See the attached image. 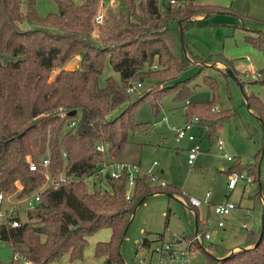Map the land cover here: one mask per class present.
<instances>
[{
  "label": "trees",
  "instance_id": "16d2710c",
  "mask_svg": "<svg viewBox=\"0 0 264 264\" xmlns=\"http://www.w3.org/2000/svg\"><path fill=\"white\" fill-rule=\"evenodd\" d=\"M52 1L56 13L39 17L35 0H0L1 195L16 192V198H29L38 191L45 183L43 169L30 172L27 165L43 158L48 159L47 172L53 177L87 178L109 162L139 166L123 159L129 135L142 129L134 122L133 111L146 99L152 114L158 113L159 96L170 89L158 85L175 79L194 57L182 37L183 29L216 10L194 0H174L173 7L169 0H120L117 11H108L104 24L95 27L99 0H80L77 5L71 0ZM259 25L261 30L245 40L264 55V23ZM75 57L77 67L64 69ZM105 59L118 74V83L111 77L99 79ZM53 70L57 73L51 77ZM256 75L254 82L264 86V66ZM144 79L155 81L153 95L129 101L127 85ZM186 84L173 85H181L180 100L188 98ZM243 99L261 126L264 145V108L255 96ZM214 100L213 96L208 103H187L184 121L195 118L198 126L205 127L209 144L217 126L235 114L233 109L211 111ZM72 111L75 114L67 117ZM69 123H73L71 128ZM99 145L102 152L95 149ZM259 157L261 150L253 163H235L227 169L252 177L256 190L247 200L262 214L258 232L245 231L243 245L234 252L210 244L212 253L201 251L204 264H264V184L259 181ZM100 181L103 189L91 185L90 192L81 181L49 186L26 210L25 222L15 215L11 220H18L17 227L11 228L8 221L0 223V241L10 245L12 259L21 258L22 264H54L64 255L69 261L80 260L86 238L108 229V241L96 243L94 255L103 257V264H123L118 247L135 208L153 189L172 196L174 188L160 189L140 175L126 199L123 176ZM140 244L148 242L143 239Z\"/></svg>",
  "mask_w": 264,
  "mask_h": 264
},
{
  "label": "rangeland",
  "instance_id": "374dc122",
  "mask_svg": "<svg viewBox=\"0 0 264 264\" xmlns=\"http://www.w3.org/2000/svg\"><path fill=\"white\" fill-rule=\"evenodd\" d=\"M71 1L76 5L80 3V0ZM193 2L214 7L216 10L206 18L205 16L195 18L191 26L183 29L182 37L187 43L188 51L194 56L190 66L182 70L175 79L158 85L170 89L159 96L161 108L155 116L151 112L148 100L137 104L133 111V119L136 124L142 125V129L129 135L130 144L123 155V159L138 163L140 170L154 174L175 190L169 197L165 194L170 193H159L153 189L154 193L135 208L118 247L123 264H137L136 261L139 259L146 263L149 255L142 248H137L143 239L148 240L152 247L160 235L185 234L188 231V224L194 221L193 215L197 217L196 211L199 218L204 219L206 208L201 206L195 211L187 206L185 209L181 204L183 194L187 198L201 201L207 193L210 204L228 200L236 207L229 216L222 219L225 225L223 229L212 230V240L204 244L203 252L212 253L209 249L210 244L224 251H237L243 245L245 233L248 231L256 234L260 227L261 212L256 206L252 208V204L247 200V197L255 192L256 187L252 183L238 182L233 191H227L225 183L226 177L232 173L247 175L245 172L227 169L235 163L241 166L253 163L256 153L261 150L258 170L259 181L264 184L263 132L259 122L243 105L244 96L252 95L259 99L264 108V86L254 82L256 73L264 66V55L245 40L262 28L259 23H264V0ZM35 11L39 17H44L56 13V5L52 0H35ZM77 62L78 57L73 58L64 69L76 68ZM225 69L231 71L232 78L224 74ZM56 73L57 70H53L51 77ZM106 77H111L118 83V74L111 70L105 59L99 79L103 80ZM177 82L185 84L187 82L188 98L178 99L181 85L173 86ZM137 83H140V87L137 88V92L128 95L129 101H134L145 94L153 95L155 84L153 79H144L131 85ZM213 96L215 100L214 106L210 107L211 111L233 109L235 114L217 126L213 144L208 143L206 134L200 135L197 129L194 131L193 144L198 145L199 152L192 166H189L186 163L185 150L193 145L186 140L176 141L170 128L180 126L187 120V103H208ZM118 111L113 112L110 117L116 115ZM153 123H158V126L152 128ZM216 141L221 142L220 150L215 146ZM222 155L230 158L231 162H227ZM152 163H155V167H152ZM85 186L87 192H90L89 185ZM154 186L158 187L157 183H154ZM16 187V191H19V186ZM2 197L0 210L17 204L20 206L16 213L17 219L25 222L27 207L23 201L26 198H16V192ZM210 220L216 221L213 217H210ZM0 221L3 223L5 219L0 218ZM241 224H245L247 229L243 230ZM109 235L108 229L94 232L86 238L80 260L69 261L68 256L64 255L54 264H103V257L94 255V247L96 243L107 242ZM135 252L141 253L142 256H137ZM12 255L10 245L0 241V264L23 263L21 258L14 261ZM195 257L196 262H202L204 259L203 253L199 252Z\"/></svg>",
  "mask_w": 264,
  "mask_h": 264
},
{
  "label": "built area",
  "instance_id": "2783aa9c",
  "mask_svg": "<svg viewBox=\"0 0 264 264\" xmlns=\"http://www.w3.org/2000/svg\"><path fill=\"white\" fill-rule=\"evenodd\" d=\"M24 0H19V2H23ZM120 0H99L97 12L93 18V24L95 27L103 25L106 19V15L108 11L116 12L119 6ZM169 5L172 6L176 4L174 0L168 1ZM255 77H258L255 75ZM140 87V83L135 85H127L125 88V93L130 95L132 93L137 92V88ZM73 123L68 124V128H71ZM158 123H153L152 127L156 128ZM197 125V120L194 118L190 123L182 124L181 126H171V131L174 133V138L176 141L186 140L188 142H193L195 137L193 136L191 130ZM201 131L205 133L207 129L205 127H201ZM217 150L221 148V142L216 141L215 144ZM95 149L99 152H102L103 147L101 145L96 146ZM199 152L198 145H193L190 149L186 150V163L189 166H192L193 161L196 155ZM63 155V154H62ZM226 161H231L230 158L222 155ZM43 169V175L45 183L41 188L38 189L34 194H32L29 198H26L23 202L25 203L27 210L32 209L33 205L38 200V194H40L44 189L49 186L57 187L58 185L81 181L86 185L96 187H101L103 189V184L100 179L102 177H108L110 179L116 180L123 176L125 183V198L128 199L130 195V191L134 185L135 178L140 175H145L149 181L150 185L154 186V183H157L158 187L165 188L167 185L160 180L159 177H156L154 174L150 172H144L139 169V166L127 163H115L109 162L104 164L101 169H99L95 174L90 177L79 179L74 178L73 176L66 177L62 174H57L56 176H51L47 172L48 167V159L43 158L37 164L29 162L27 165V169L30 172H34L37 168ZM152 167H155V163H152ZM226 190L232 191L234 190L236 184L238 182H242L245 184H251L252 177L246 175H240L236 173H232L226 177ZM183 194V193H182ZM185 197V195L183 194ZM182 196V197H183ZM182 198L181 204L185 208L188 206L189 209H198L201 206L205 208H209L211 216L216 218L215 222H211L210 217L207 216L203 220L200 221L197 228H195L186 238L180 236L169 235L166 239L158 240L152 247L150 245L141 246V244L137 247L142 248L145 251L149 258L146 263H142V259L136 261L137 264H204L203 259L202 262H196L195 254L197 252L201 253V251L205 250L204 244L210 243L212 238V230L213 229H221L223 228L222 219L229 215V213L235 209V206L229 202L225 201L223 203H217L210 205L208 202L209 195L206 193L204 195L203 200H198L195 198ZM3 197L0 194V205L2 203ZM20 206L17 204H13L12 206L0 210V218L5 219V222L8 221V225L11 228H15L18 226V220L12 219ZM186 209V208H185ZM1 222V221H0ZM3 222V223H5ZM212 227V229H211ZM137 250V249H136ZM137 256H142L141 253H136ZM25 264V263H24Z\"/></svg>",
  "mask_w": 264,
  "mask_h": 264
},
{
  "label": "crops",
  "instance_id": "0c3cea01",
  "mask_svg": "<svg viewBox=\"0 0 264 264\" xmlns=\"http://www.w3.org/2000/svg\"><path fill=\"white\" fill-rule=\"evenodd\" d=\"M200 17H198V19H199ZM69 64V62L66 64V65H68ZM65 65V66H66ZM77 67V66H76ZM183 124H184V122H183ZM181 126V125H180ZM198 130L199 131V133H200V135H203V134H206V133H203L202 131H201V128L199 127V126H194V128L191 130V132H192V134H193V136L195 135L194 134V131L195 130ZM195 137V136H194ZM188 142V141H187ZM195 142V140L193 141V142H189V143H192L191 145H194L193 143ZM185 152H186V150H185ZM227 162H231V161H227ZM138 164V163H137ZM139 165V164H138ZM160 174H161V171L159 172ZM225 173V172H224ZM227 176V175H226ZM226 184V183H225ZM169 186V185H168ZM170 187H172V186H170ZM225 189H226V187H225ZM175 190V189H174ZM233 191V190H232ZM167 196V195H166ZM169 197H170V195H168ZM225 201H228V200H222V201H220L219 203H223V202H225ZM210 204V203H209ZM217 204V203H216ZM210 205H213V203H211ZM236 208V207H235ZM193 210H195V209H193ZM196 210H198V209H196ZM195 210V211H196ZM235 210V209H234ZM233 211V210H232ZM231 211V212H232ZM188 212V211H187ZM197 212V217H194V221L192 222V223H190V224H188V231L184 234V233H181V235H178V236H180V237H183V238H185V236H187V235H189L195 228H197V226L199 225V223H200V221H201V219L199 218V216H198V211H196ZM230 212V213H231ZM230 213H229V215H230ZM188 214L189 215H191L189 212H188ZM193 215V214H192ZM228 215V216H229ZM246 215V214H245ZM194 216V215H193ZM207 216H211V213H210V211H209V208H206L205 209V216H204V218L205 217H207ZM246 216H248V215H246ZM211 217H213V216H211ZM227 217V216H226ZM213 219H215L216 220V218L215 217H213ZM224 226L225 225H223V228H224ZM243 227V230H244V228L245 229H247V227H246V225L245 224H241V228ZM223 228H221V229H223ZM169 235H167V236H165V235H160V236H158V238H157V241L158 240H160V239H166L167 237H168ZM109 237H110V235H109ZM211 240H212V238H211ZM146 242H148V244L147 245H150V242L148 241V240H145ZM104 242H106V241H104ZM211 242V241H210ZM66 259V258H65Z\"/></svg>",
  "mask_w": 264,
  "mask_h": 264
},
{
  "label": "water",
  "instance_id": "95a60500",
  "mask_svg": "<svg viewBox=\"0 0 264 264\" xmlns=\"http://www.w3.org/2000/svg\"><path fill=\"white\" fill-rule=\"evenodd\" d=\"M177 25H178V32H179V35L181 36L180 21L177 22ZM224 74H225L226 76L230 77V78L233 77V75H232V73H231V71H230L229 69H225V70H224ZM74 114H75V112L72 111V112H68L66 115H67V117H71V116H73ZM167 196H168V195H167ZM261 218H262V214L260 215V221H261Z\"/></svg>",
  "mask_w": 264,
  "mask_h": 264
}]
</instances>
